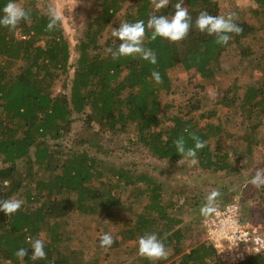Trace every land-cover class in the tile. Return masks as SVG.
Masks as SVG:
<instances>
[{
  "label": "trees",
  "instance_id": "trees-1",
  "mask_svg": "<svg viewBox=\"0 0 264 264\" xmlns=\"http://www.w3.org/2000/svg\"><path fill=\"white\" fill-rule=\"evenodd\" d=\"M257 1L264 17V0ZM7 2L0 0V8ZM15 2L30 18L0 26V200L17 198L23 204L13 214L0 212V264H86L84 250L70 244L72 215L89 217L95 224L119 219L123 227L117 235L127 242L155 233L167 256H144L143 264H221L212 245L201 233L195 234L197 224L186 220L188 212H178L189 202L183 191L169 189L167 196L157 174L140 170L135 162L111 165L102 157L113 152L108 139L125 136L126 152L146 153L199 175L239 173L233 159L243 160L264 148V53L251 59V49L243 47L255 28L224 6V0H184L191 18L187 35L175 42L153 40L149 17H170L177 0H168L159 10L152 0H94L93 13L86 17L71 52L62 22L51 30L46 27L50 0ZM200 12L231 14L241 31L229 33L227 44H217L214 35L196 28ZM116 16L120 23L145 22L143 46L155 53V64L139 55L113 58L108 49L115 51L121 41L112 33L101 40ZM233 47L240 67L250 59L241 71L254 68V83L234 82L216 100L198 99L190 107L163 104V94L172 90L171 71L180 67L194 72L210 87L222 70L223 56ZM153 71L159 73V82ZM208 104L223 109V118ZM168 108L174 112L163 121ZM236 116L242 123L249 120L237 137L243 146L239 155L233 147L213 141L222 135L233 137L227 127ZM181 138L185 148L194 147L196 139L204 147L194 158L181 159L174 144ZM241 218L246 221L242 211ZM250 222L260 223L254 218ZM37 238L44 241L46 255L34 261L29 241ZM65 246L68 250L63 252ZM19 248L27 250L22 259L15 255ZM239 264H264V255Z\"/></svg>",
  "mask_w": 264,
  "mask_h": 264
},
{
  "label": "rangeland",
  "instance_id": "rangeland-1",
  "mask_svg": "<svg viewBox=\"0 0 264 264\" xmlns=\"http://www.w3.org/2000/svg\"><path fill=\"white\" fill-rule=\"evenodd\" d=\"M93 2L94 0H50L49 2L50 7H56L61 12L63 18L62 27L70 43L71 52L74 51V46L81 36L86 17H90L93 13ZM257 2V0H224L223 3L230 11L237 13L255 28L256 33L243 43L245 49H251V59H259L260 54L264 53V17L260 13L261 6ZM119 23L120 18L116 16L110 27L106 29L101 43L106 40L108 35L112 33L113 28ZM229 51L232 55H228L230 52L225 53L222 70L210 87L205 86L194 72H186L180 67L171 71L172 90L169 94H163V104H169L173 107H190L198 99L204 100L203 103H207L208 101L206 100L208 98L216 100L234 82L238 81L239 84L254 83L256 80L254 68L251 67L244 73L241 71V67L243 65L246 66L250 59H245L244 64L240 67L238 64L239 57L237 55L234 56L237 53L236 48L233 47ZM75 58L73 56L72 60L74 61ZM235 67L236 69H234ZM57 86L59 87L60 85ZM207 108H215L218 111V116L223 118L224 110L217 105L208 104ZM187 110L189 109L187 108ZM185 111L186 109H184ZM173 112L170 108L165 110L162 114L163 121ZM246 120H248L247 117ZM246 120L245 123H242L241 118L234 117V120L227 127L233 137L229 138L222 135L213 140L214 144L220 143L226 147H233L234 150L232 152L239 155L242 152L240 148H243V146L237 142V137L244 133L245 125L243 124L248 123ZM212 121L214 122V119ZM108 141L113 152L108 156L102 157L104 160L109 161L108 164L119 166L121 164L130 165L135 162L140 170H146L159 176V179L167 187V196H169L170 191L174 190L183 191L187 195L189 198L188 206L178 208V212L184 210L188 212L186 220L197 224L194 231L196 235L201 233L205 239L201 226L204 216L200 214V207L203 205L207 194L213 190L220 193L216 198L217 208H221L224 204L239 203L242 214L247 221H251L254 218L260 222L259 225H264V185L256 187L250 184L251 178L255 175V170L258 168L264 169V148L260 147L249 152L248 156L243 160L233 159V166L240 171L234 176L199 175L187 169H180L178 166L173 167L168 161H158L146 153L135 154L126 152L125 148H128V146L125 136L115 140L108 139ZM123 199L124 202L128 200L127 192H123ZM180 205L181 202H178V206ZM251 214L253 215L252 217ZM116 217L119 218L118 215ZM118 220L108 219L100 224H95L90 221L89 217L72 215L69 218L68 232L72 235L70 244L84 250L82 258L86 264H90L89 262L93 260H97V264H143L144 256L138 254L137 243L127 242L117 235V232L123 227ZM104 233H109L115 240L112 244L116 243V245L101 247L98 238ZM62 250L66 252L68 247L65 246Z\"/></svg>",
  "mask_w": 264,
  "mask_h": 264
},
{
  "label": "clouds",
  "instance_id": "clouds-1",
  "mask_svg": "<svg viewBox=\"0 0 264 264\" xmlns=\"http://www.w3.org/2000/svg\"><path fill=\"white\" fill-rule=\"evenodd\" d=\"M155 10H159L168 4V0H152ZM48 16L47 28L49 30L62 22L61 12L56 7H49L46 11ZM29 13L20 7L15 0H8L2 8H0V26H15L19 21L28 22ZM190 16L188 9L184 7V0H177L175 10L169 17L166 15H153L147 21V27L151 30V39L157 37L165 38L175 42L182 40L190 29ZM195 26L201 32H206L208 35H214L217 44L225 45L229 42V33H239L241 28L233 21L232 15L227 16L217 15L212 16L207 12H200L195 20ZM145 22L137 20L135 22L120 23L118 28H113L112 36L121 43L117 44L115 51L108 49L113 58L120 56L139 55L142 59L149 61L152 64L156 63V56L153 51L143 46L145 37ZM153 79L157 82L160 80L159 73L153 71L151 73ZM177 153L181 159L194 158L196 150L204 147V144L199 139L195 140L194 147L185 148L183 139L174 141ZM193 159V163H194ZM250 184L259 187L264 185V169L258 168L255 170V175L251 178ZM220 193L213 190L207 194L203 205L200 207L201 216L207 217L215 214L217 211L216 198ZM23 204V201L17 198H9L0 200V212L6 215L13 214L18 211ZM101 247H109L113 243V237L109 233L102 234L99 238ZM31 247V259L45 258L44 241L42 239H31L29 241ZM137 252L141 256L148 258H161L166 255L164 244L158 239L155 233H145L137 239ZM27 254V250L19 248L15 255L22 259Z\"/></svg>",
  "mask_w": 264,
  "mask_h": 264
},
{
  "label": "built area",
  "instance_id": "built-area-1",
  "mask_svg": "<svg viewBox=\"0 0 264 264\" xmlns=\"http://www.w3.org/2000/svg\"><path fill=\"white\" fill-rule=\"evenodd\" d=\"M201 226L221 264H239L253 255H264V227L242 220L239 203L217 208L215 214L203 218Z\"/></svg>",
  "mask_w": 264,
  "mask_h": 264
}]
</instances>
